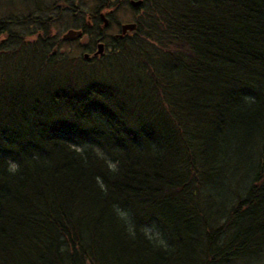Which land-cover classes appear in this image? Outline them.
Masks as SVG:
<instances>
[{"label": "trees", "instance_id": "1", "mask_svg": "<svg viewBox=\"0 0 264 264\" xmlns=\"http://www.w3.org/2000/svg\"><path fill=\"white\" fill-rule=\"evenodd\" d=\"M142 1L87 63L34 14L78 0H0V264L264 253V0Z\"/></svg>", "mask_w": 264, "mask_h": 264}, {"label": "rangeland", "instance_id": "2", "mask_svg": "<svg viewBox=\"0 0 264 264\" xmlns=\"http://www.w3.org/2000/svg\"><path fill=\"white\" fill-rule=\"evenodd\" d=\"M107 1H111V4L115 2V0ZM1 3L4 2L2 1ZM105 4V0H78V2L74 5V12H72L70 9H67L59 16V19L56 12L51 13L50 15H45V13L38 12V10L34 11V14L37 15L40 21L47 20L49 16V19L52 20L51 31L47 32L46 34H40V36L45 35V40L51 43V53L58 55V57L65 56L69 61L76 59L83 62L85 61L83 59L85 53L93 56L97 52L96 45L101 42L105 45L104 52L108 53L107 44L111 42L112 37L119 34L121 25L133 23L135 21L138 10L133 9L128 4V0H123L120 1L118 7L112 11L105 7L99 11V8ZM4 5L14 6L17 5V3L16 1H11V5ZM4 10L9 11L8 9L3 8V11H0V18L6 17L4 16L5 13H2ZM99 12L100 14H104L109 20L108 26L106 28H103L101 22L98 24L93 22L98 17ZM95 14H97L96 17ZM83 23L88 24V28L90 29L89 33L84 34L78 40H62V34L67 32L69 29H79ZM24 46L25 48L29 47L27 44H24ZM95 59H98V57ZM220 192L222 193L223 190ZM236 264H264V253L251 260L237 262Z\"/></svg>", "mask_w": 264, "mask_h": 264}, {"label": "water", "instance_id": "3", "mask_svg": "<svg viewBox=\"0 0 264 264\" xmlns=\"http://www.w3.org/2000/svg\"><path fill=\"white\" fill-rule=\"evenodd\" d=\"M131 4L133 6H139L141 4V0H138V1H132ZM100 19L102 20L104 26H106L108 24V20L107 18L105 17L104 14H101L100 15ZM135 29V24H124L121 26V33L122 34H125L126 32H131ZM82 32L80 30H72V29H69L67 32H65L63 35H62V39L64 41H73V40H76V39H79L82 37ZM104 51V45L103 43H98L97 44V52L95 54H102ZM88 55L85 54L84 55V58H87Z\"/></svg>", "mask_w": 264, "mask_h": 264}, {"label": "flooded vegetation", "instance_id": "4", "mask_svg": "<svg viewBox=\"0 0 264 264\" xmlns=\"http://www.w3.org/2000/svg\"><path fill=\"white\" fill-rule=\"evenodd\" d=\"M131 32H127V33H125V34H130ZM84 34H86V33H84ZM119 34H122L120 31H119ZM116 36H118V34L117 35H115V37ZM90 53V52H89ZM88 54V53H87ZM92 54H94V53H92ZM94 56V55H93ZM91 56L90 57V54H89V57L86 59V62H91L92 60H94L95 58H97L98 56Z\"/></svg>", "mask_w": 264, "mask_h": 264}]
</instances>
